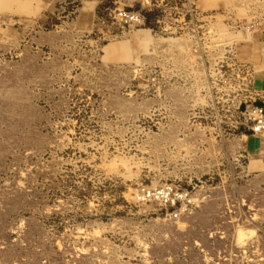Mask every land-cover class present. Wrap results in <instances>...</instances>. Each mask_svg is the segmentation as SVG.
Instances as JSON below:
<instances>
[{
  "label": "rangeland",
  "instance_id": "1",
  "mask_svg": "<svg viewBox=\"0 0 264 264\" xmlns=\"http://www.w3.org/2000/svg\"><path fill=\"white\" fill-rule=\"evenodd\" d=\"M263 28L264 0H0V264H264Z\"/></svg>",
  "mask_w": 264,
  "mask_h": 264
},
{
  "label": "built area",
  "instance_id": "2",
  "mask_svg": "<svg viewBox=\"0 0 264 264\" xmlns=\"http://www.w3.org/2000/svg\"><path fill=\"white\" fill-rule=\"evenodd\" d=\"M117 14L122 22L126 24H142L145 22L144 16L133 11H127L124 7L118 8ZM242 113L247 120L248 127L253 132L264 131V104H260L254 98L249 103L245 104ZM140 197L143 199H153L160 203L171 205L173 210L170 212V215H173L174 217L183 213L187 209V206L193 201L189 192L170 184L142 189Z\"/></svg>",
  "mask_w": 264,
  "mask_h": 264
},
{
  "label": "crops",
  "instance_id": "3",
  "mask_svg": "<svg viewBox=\"0 0 264 264\" xmlns=\"http://www.w3.org/2000/svg\"><path fill=\"white\" fill-rule=\"evenodd\" d=\"M263 29L257 30L255 33L256 61L257 64L259 65V68L255 70L256 72L253 77V83L257 90L258 89L264 90V30Z\"/></svg>",
  "mask_w": 264,
  "mask_h": 264
},
{
  "label": "bare ground",
  "instance_id": "4",
  "mask_svg": "<svg viewBox=\"0 0 264 264\" xmlns=\"http://www.w3.org/2000/svg\"><path fill=\"white\" fill-rule=\"evenodd\" d=\"M262 132H264V131H262ZM178 215H179V214H178ZM178 215H177V216H178ZM177 216H176V217H177Z\"/></svg>",
  "mask_w": 264,
  "mask_h": 264
}]
</instances>
